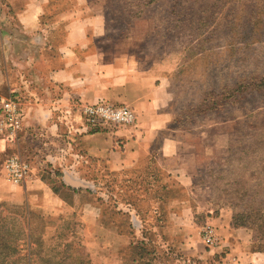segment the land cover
<instances>
[{
    "label": "rangeland",
    "instance_id": "rangeland-1",
    "mask_svg": "<svg viewBox=\"0 0 264 264\" xmlns=\"http://www.w3.org/2000/svg\"><path fill=\"white\" fill-rule=\"evenodd\" d=\"M94 4L104 24L99 40L103 59L131 61L140 71L153 69L165 90L163 108L171 118L155 141L166 136L178 142L177 154L167 163L180 167L179 182L176 178L168 182L165 194L184 197L187 186L192 205V212L176 223L198 226L200 234L208 223L217 233L215 220L228 218L232 225H245L236 228L251 235V249H264V0H94ZM37 51L31 48V58ZM34 64L37 67V61ZM38 69L31 66L24 71V82L14 71L15 90L0 91L19 100L23 117L24 109L35 105L30 98L53 90ZM100 101L130 108L134 120L97 119L99 126L90 125L77 105L63 110V124L77 121L90 131L108 132L135 124L130 106L104 99L93 103ZM40 138L37 122L24 124L23 118L16 149L6 148L1 166L7 155L18 153L30 165L47 167ZM101 169H94L98 180L89 184L97 213V225L90 229L76 212L45 216L23 204L0 202V264H84V260L130 264L139 250L135 253L129 244L140 241L145 248L136 264L149 258L150 264H192L179 244L180 235L168 240L159 227L163 217L151 220L149 199L144 196L151 185L135 176L121 182L117 175L108 176L103 182ZM127 209L142 220L138 230ZM103 224L118 226L127 244L105 247ZM200 243L206 247L202 237Z\"/></svg>",
    "mask_w": 264,
    "mask_h": 264
},
{
    "label": "crops",
    "instance_id": "crops-1",
    "mask_svg": "<svg viewBox=\"0 0 264 264\" xmlns=\"http://www.w3.org/2000/svg\"><path fill=\"white\" fill-rule=\"evenodd\" d=\"M103 34V19L95 11L94 0H0V91L15 90L14 71L24 82L23 73L31 66L43 70L41 78L53 87L49 94L30 98L35 105L26 107L23 117L24 124L37 122L41 128L44 147L40 152L49 165L31 164L28 177L15 184L7 178L0 159V202L23 204L45 216L76 212L90 229L97 225V213L89 184L98 180L94 169L102 168L103 182L108 176L117 175L119 182L135 176L151 185L144 195L151 220L163 217L159 227L168 240L180 235L179 244L192 264H264V250L251 249V235L228 218L215 220L222 245L211 249L201 245L198 226L176 223L192 212V205L187 186L184 197L165 194L168 182L180 180L176 176L180 167L167 163L177 154L178 142L166 136L155 141L171 118L163 108L165 90L153 69L140 71L131 61L104 60L99 44ZM32 47L38 50L35 59L30 56ZM4 97L0 92V98ZM99 99L133 108L135 124L109 132L90 131L77 121L63 124L64 109ZM9 147L16 149V144ZM6 148L0 139V155L6 154ZM127 211L138 230L142 220L135 210ZM103 228L105 247L127 244L118 226L103 224Z\"/></svg>",
    "mask_w": 264,
    "mask_h": 264
},
{
    "label": "built area",
    "instance_id": "built-area-1",
    "mask_svg": "<svg viewBox=\"0 0 264 264\" xmlns=\"http://www.w3.org/2000/svg\"><path fill=\"white\" fill-rule=\"evenodd\" d=\"M19 103V100L13 96L0 100V139L4 141L6 147L15 143L18 132L22 128L23 111ZM78 109L79 115L84 116L85 122L90 125L99 124L97 119L123 123H130L134 120V113L130 108L115 107L103 101L93 104L84 103L79 105ZM3 168L7 178L15 184L23 182L31 173L29 161L18 153L7 155ZM201 235L208 249L222 245V240L215 228L208 223L202 227Z\"/></svg>",
    "mask_w": 264,
    "mask_h": 264
},
{
    "label": "trees",
    "instance_id": "trees-1",
    "mask_svg": "<svg viewBox=\"0 0 264 264\" xmlns=\"http://www.w3.org/2000/svg\"><path fill=\"white\" fill-rule=\"evenodd\" d=\"M233 225H234V227H241V226H245L244 224H241V223H234L233 222ZM132 243V244H131ZM129 245L131 246V248H134V251H135V253H136V249L137 250H139V257H137V258H133V259H131V262L132 263H130V264H136V262H138V260H140L141 258H142V255H141V250H143V248H145V246L144 245H142L143 244V241H140V242H136V243H134V242H131ZM252 243H253V241H252ZM145 244V243H144ZM254 244V243H253ZM253 250H258V251H260V250H264V249H259V248H257V249H253ZM150 251L149 250H147V253H149ZM88 261V260H87ZM86 260H84L83 261V263L84 264H88V262H87ZM150 261H151V258H149L147 261H145L144 262V264H150Z\"/></svg>",
    "mask_w": 264,
    "mask_h": 264
},
{
    "label": "water",
    "instance_id": "water-1",
    "mask_svg": "<svg viewBox=\"0 0 264 264\" xmlns=\"http://www.w3.org/2000/svg\"><path fill=\"white\" fill-rule=\"evenodd\" d=\"M83 185V184H82Z\"/></svg>",
    "mask_w": 264,
    "mask_h": 264
}]
</instances>
